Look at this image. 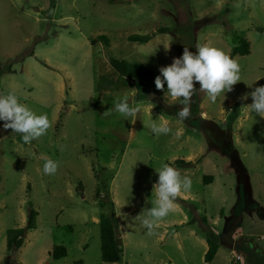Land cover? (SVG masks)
I'll return each instance as SVG.
<instances>
[{"label": "rangeland", "instance_id": "obj_1", "mask_svg": "<svg viewBox=\"0 0 264 264\" xmlns=\"http://www.w3.org/2000/svg\"><path fill=\"white\" fill-rule=\"evenodd\" d=\"M133 35L152 39L138 44ZM235 35L248 41L249 55L232 58ZM102 36L109 43H93ZM203 45L240 67V81L216 102L198 82L187 105L166 84L138 91L110 64L160 73L185 47L195 54ZM259 86L264 0H0V95L14 93L51 125L25 144L0 121V264H103L100 219L112 211L123 250L117 264H209L207 234L221 246L210 264H264V223L255 224L264 218V117L245 108ZM125 97L141 106L134 118L115 111ZM162 116L168 133L151 130ZM48 159L55 172L43 171ZM161 162L192 185L177 196L186 205L175 201L150 230L143 221L154 219ZM17 228L27 230L25 245L9 252L7 232ZM57 247L67 257L53 258Z\"/></svg>", "mask_w": 264, "mask_h": 264}, {"label": "clouds", "instance_id": "obj_2", "mask_svg": "<svg viewBox=\"0 0 264 264\" xmlns=\"http://www.w3.org/2000/svg\"><path fill=\"white\" fill-rule=\"evenodd\" d=\"M240 67L238 63L226 55L222 50L207 45L198 46L194 54L184 48L183 55L174 59L170 66L160 69V76L155 78V87L163 89L167 85L168 94L173 99L182 98L181 103L187 105L193 95L194 84L199 83L200 89L206 91L212 102H216L219 94L230 92L232 86L240 81ZM252 103L245 108L264 117V86L256 87L250 93ZM141 106H129L127 97L115 103V111L123 117H136L141 112ZM112 110L105 114H109ZM181 117L189 115V108L185 106L179 112ZM0 121H4L3 128L22 134V140L28 144L32 139L38 138L50 128L47 114L37 116L25 104L19 102L14 93L0 95ZM10 121V123H8ZM151 130L157 133H168V121L160 117L159 125L152 121ZM56 165L51 159L44 163L45 173L55 172ZM158 181L154 185L155 207L148 213L153 217L152 221L145 219L144 225L150 230L156 226V221L168 216L177 207L175 200L180 195L182 188L187 191L191 188L190 178L180 179L177 169L168 163L161 162L155 169ZM152 231L149 232L151 234Z\"/></svg>", "mask_w": 264, "mask_h": 264}, {"label": "trees", "instance_id": "obj_3", "mask_svg": "<svg viewBox=\"0 0 264 264\" xmlns=\"http://www.w3.org/2000/svg\"><path fill=\"white\" fill-rule=\"evenodd\" d=\"M165 30L160 29L159 33H163ZM130 41L138 44H147L151 39L152 36H138L133 35L130 38ZM98 40H102L106 43H109L107 37L102 36L97 38V40H93V43H97ZM236 47L232 50L231 56L235 58L237 56H247L251 53V46L248 41L242 37L235 35L234 37ZM111 67L116 71V73L130 82L133 83L134 87L140 91L145 86H155V78L160 76L161 73L156 72L155 70L142 67L138 65H133L128 62L112 58L110 61ZM165 86V85H164ZM62 114L65 116L66 113ZM60 119H62V115ZM176 164L180 167L190 168L194 165L192 162H186L184 160H177ZM213 178L206 177L205 183L210 184ZM154 181L157 183L158 175L154 176ZM176 202L182 203L186 205V200L176 197ZM114 207V204H112ZM35 217L36 214L31 211L29 215V223H28V230L31 231L35 228ZM116 215L115 211H112L111 214L102 215L100 219V235H101V261L103 264H117L122 261L123 258V250L121 248V240H120V233L119 228L116 222ZM198 220L193 219L190 221L189 224L197 223ZM206 222V220H204ZM26 234L27 230L25 228H17V229H10L7 232V248L9 252H17L21 250L26 241ZM207 240L209 244V250L205 255V262L211 263L218 252L220 247L218 238L214 235L207 234ZM52 257L61 260L67 257V251L64 247H57L54 248L52 252ZM81 264V263H77Z\"/></svg>", "mask_w": 264, "mask_h": 264}, {"label": "crops", "instance_id": "obj_4", "mask_svg": "<svg viewBox=\"0 0 264 264\" xmlns=\"http://www.w3.org/2000/svg\"><path fill=\"white\" fill-rule=\"evenodd\" d=\"M247 180H248V182L250 183V180H249V179H247ZM250 186H251V184H250ZM258 217H259V216H258ZM185 218H186L185 222L187 223L189 220L187 221V217H185ZM257 221H258V222H257ZM257 221H256V223H255L256 225L259 224L260 222L264 223V218H263L262 220H261V218H260V220H257ZM261 239L263 240V238H261ZM207 242H208V241H207ZM204 246H205V252H204V253L206 254V253L208 252V250H209V244L206 243ZM220 251H221V246H220L219 249H218L217 255L220 253ZM217 255H216V256H217ZM234 255H235V254H234ZM212 262H213V261H212ZM212 262H211V263H212ZM238 262H241V261H238ZM209 264H210V263H209Z\"/></svg>", "mask_w": 264, "mask_h": 264}, {"label": "built area", "instance_id": "obj_5", "mask_svg": "<svg viewBox=\"0 0 264 264\" xmlns=\"http://www.w3.org/2000/svg\"><path fill=\"white\" fill-rule=\"evenodd\" d=\"M236 261H243V257L241 255H234Z\"/></svg>", "mask_w": 264, "mask_h": 264}]
</instances>
